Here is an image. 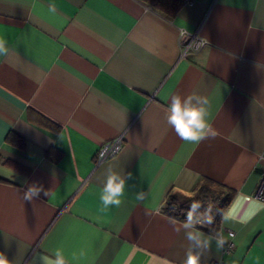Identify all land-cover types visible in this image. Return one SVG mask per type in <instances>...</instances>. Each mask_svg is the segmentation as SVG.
I'll use <instances>...</instances> for the list:
<instances>
[{
    "label": "crops",
    "instance_id": "1",
    "mask_svg": "<svg viewBox=\"0 0 264 264\" xmlns=\"http://www.w3.org/2000/svg\"><path fill=\"white\" fill-rule=\"evenodd\" d=\"M180 29L208 45L181 55ZM0 36L10 49L0 57V252L12 264L56 248L68 264H183L186 230L164 212L170 196L191 197L209 181L232 199L256 197L264 0H192L171 19L136 0H0ZM193 91L208 98L217 133L200 143L166 121L171 95ZM118 137L121 152L97 164ZM109 165L132 179L120 206L104 209ZM31 185L48 195L26 202ZM203 231L234 237L228 253L213 241L204 264H264V212Z\"/></svg>",
    "mask_w": 264,
    "mask_h": 264
},
{
    "label": "clouds",
    "instance_id": "2",
    "mask_svg": "<svg viewBox=\"0 0 264 264\" xmlns=\"http://www.w3.org/2000/svg\"><path fill=\"white\" fill-rule=\"evenodd\" d=\"M49 11L55 12L54 6H50ZM10 49L7 41L0 36V57H7ZM210 102L207 97L199 95L193 91L188 95L174 93L170 97V103L166 114V121L171 126L178 137L190 143H200L209 138H215L217 135L212 125L209 123ZM264 159V156H261ZM106 178L100 191V201L104 209L111 206H120L122 197L125 195L126 185L132 179V173L122 175L116 171L113 166L109 165L104 170ZM47 196L48 193L42 186L31 185L23 190V199L26 202H32ZM146 193L140 191L136 193V199L143 201L146 199ZM201 202L193 200L187 209V214L181 227L185 229L184 238L188 242L183 264H204L202 257L211 252L213 241L217 250L224 248L226 239L222 233L216 232L205 233L204 228H209L215 221V215L221 217L224 224L233 223L247 226L258 214L264 212V199L253 197L243 191H238L230 203L224 209H217L216 214H212V209L205 210V219L197 227V221L194 216L198 215L197 209L201 208ZM174 231L180 232V227L174 226ZM231 236L232 233H229ZM234 238V237H233ZM202 249V250H201ZM83 255V252L80 253ZM73 259H77L73 254ZM0 264H12V261L4 252H0ZM32 264H68L62 248H56L51 254L34 253Z\"/></svg>",
    "mask_w": 264,
    "mask_h": 264
},
{
    "label": "trees",
    "instance_id": "3",
    "mask_svg": "<svg viewBox=\"0 0 264 264\" xmlns=\"http://www.w3.org/2000/svg\"><path fill=\"white\" fill-rule=\"evenodd\" d=\"M136 1L142 4L143 6L151 9L155 13L165 18H168V19L173 18L182 6V2L180 0H136ZM15 137L16 136L10 135L9 140L11 139L17 140V138ZM51 153L52 152L49 151V154ZM56 156H57L56 159H54L55 162L59 160V158L61 157V153L58 152ZM7 164L12 167H15L16 169H21V167L17 166L16 164H10V163H7ZM209 186H214V184H212L209 181H205L201 187H209ZM217 188L220 190V194L222 198L219 200L217 206L212 210V214L214 215L216 214L217 209H224L230 203L232 199V195H233V192L231 191H223L221 188L219 187ZM178 196L180 195H172L168 198L165 209H164V212L168 216L175 218L179 220L180 222H184L186 218L188 206L193 200L200 201L202 205L201 208L197 209L198 215L194 216V220L198 221L199 219L205 216L204 213L207 208L205 204L203 203V200L199 198V196H195L193 198H186L187 202L182 205L178 203V200H177ZM220 218L221 217L219 215H215L214 222H219Z\"/></svg>",
    "mask_w": 264,
    "mask_h": 264
},
{
    "label": "built area",
    "instance_id": "4",
    "mask_svg": "<svg viewBox=\"0 0 264 264\" xmlns=\"http://www.w3.org/2000/svg\"><path fill=\"white\" fill-rule=\"evenodd\" d=\"M191 1L192 0H182V3H190ZM207 45L208 41L203 38L198 32H190L185 29L179 30V47L181 50V55L184 56L190 51H200L204 49ZM122 147L123 139L121 137L115 138L104 143L96 156L95 162L98 164L117 156L121 152ZM255 196L264 199V172H262L260 183L255 193ZM229 238L230 240L224 246L225 253L230 252L234 247V243L232 241L233 233L231 236L229 235Z\"/></svg>",
    "mask_w": 264,
    "mask_h": 264
},
{
    "label": "rangeland",
    "instance_id": "5",
    "mask_svg": "<svg viewBox=\"0 0 264 264\" xmlns=\"http://www.w3.org/2000/svg\"><path fill=\"white\" fill-rule=\"evenodd\" d=\"M195 196H199V198L203 200L206 208H211L212 210L217 206L219 200L222 198L220 190L216 186H209L198 188L191 197L178 196L177 200L178 203L182 205L187 202L186 198H193Z\"/></svg>",
    "mask_w": 264,
    "mask_h": 264
}]
</instances>
